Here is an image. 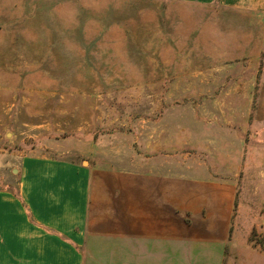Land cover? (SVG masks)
<instances>
[{"label": "rangeland", "instance_id": "1", "mask_svg": "<svg viewBox=\"0 0 264 264\" xmlns=\"http://www.w3.org/2000/svg\"><path fill=\"white\" fill-rule=\"evenodd\" d=\"M263 82L264 13L0 0V192L18 193L29 159L230 172L237 201L224 264H264V125L254 122Z\"/></svg>", "mask_w": 264, "mask_h": 264}, {"label": "crops", "instance_id": "2", "mask_svg": "<svg viewBox=\"0 0 264 264\" xmlns=\"http://www.w3.org/2000/svg\"><path fill=\"white\" fill-rule=\"evenodd\" d=\"M175 1L264 13V0ZM254 107L262 126L264 82ZM168 169L25 160L18 193L0 192V264H224L237 182L230 172Z\"/></svg>", "mask_w": 264, "mask_h": 264}]
</instances>
